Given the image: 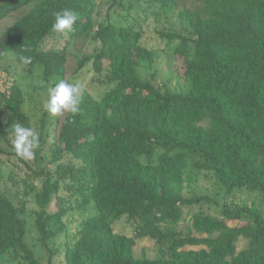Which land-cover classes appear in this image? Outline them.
<instances>
[{"label":"trees","instance_id":"1","mask_svg":"<svg viewBox=\"0 0 264 264\" xmlns=\"http://www.w3.org/2000/svg\"><path fill=\"white\" fill-rule=\"evenodd\" d=\"M102 1L0 0V22L21 13L0 37V133L14 124L30 128L11 68L31 78L40 72L46 84L60 80L74 40L101 42L96 71L108 62L113 85L66 117L53 169L34 171L41 180L35 224L42 246L67 232L63 219L77 201L94 213L66 245V264H264L258 211L224 206L219 219L197 212L188 234L177 229L185 208L210 202L182 194L192 163L198 173L210 172L224 194L246 190L264 204V0H133L127 11L148 18L183 9L179 27L160 33L169 44L178 42L170 49L190 81L179 94L139 78L153 53L135 23L96 26L93 14ZM110 2V9L122 7V0ZM65 9L78 20L70 37L53 44L55 14ZM3 165L0 158V174ZM22 210L0 186V257L43 264L25 241ZM123 218L136 227L135 237L114 231ZM137 239L154 241L157 257H136ZM241 239L247 248L237 252Z\"/></svg>","mask_w":264,"mask_h":264},{"label":"rangeland","instance_id":"2","mask_svg":"<svg viewBox=\"0 0 264 264\" xmlns=\"http://www.w3.org/2000/svg\"><path fill=\"white\" fill-rule=\"evenodd\" d=\"M132 2L133 0H122V7L118 6L117 10L110 9L112 4L110 0L100 2L93 14L96 26L99 24L106 25L109 22L129 26L133 23L137 24L135 27L141 33V44L150 50L154 56L151 64L138 69L139 78L143 81H150L161 92L186 93L190 88V81L184 75L182 62L173 56V51L170 49V47L176 46L178 42L171 45L167 40L160 37L161 32H172L179 27L182 7L168 12L167 16L161 15V18L156 16L148 18L143 13H139L140 11L137 9L131 10V12L127 11ZM20 14H12L0 22V37L15 23ZM71 32L64 34L54 31L49 41L53 44L61 42L68 38V34L70 37ZM102 47L101 42H93L90 39L74 40L68 47L69 56L65 66L66 72L60 80L77 84L80 87V102L86 98L98 100L113 87V85L107 84L110 78L108 62H104L100 72L96 71L94 57L99 54ZM80 62L82 63L81 66ZM11 70L13 77L24 92L23 109L29 117V127L37 136V146L32 149L33 156L31 159L22 158L16 154L12 146L13 137L10 135V129L7 134L0 133V158L4 164L0 174L1 190L16 207H24V210L20 212V217L26 226L25 241L29 249L33 251L35 258L43 264L50 261L52 264H66V245L75 242L82 230L83 221L93 215L94 211L85 209L77 201L73 202L72 209L63 219L67 232L51 240L48 248L43 247L41 235L35 224L36 214L40 210L36 202V191L40 189L41 180L34 171L39 174L41 170L53 169V166L50 165L51 156L59 143L63 123L70 112L52 117L44 107L48 100L49 89L60 80L52 79L51 83L46 84L42 81L40 72L36 71L31 78L22 72L21 67L17 69L12 67ZM185 177L182 194L185 197L204 196L210 202H204L203 206L184 209L183 218L177 226V229L182 233L188 234L190 232L194 215L197 212L207 213L211 217L219 219L224 206L234 209H252L264 217V204L260 194L236 190L226 195L223 187L215 180L214 176L207 171L198 173L194 163L190 165ZM135 228L134 224L126 218L118 220L114 224L116 233L129 237H135ZM247 244V240L241 239L237 245V252L246 249ZM134 251L138 258H156L158 255L155 242L150 239H137ZM0 264L21 263L16 262L11 256L4 255L0 257Z\"/></svg>","mask_w":264,"mask_h":264},{"label":"clouds","instance_id":"3","mask_svg":"<svg viewBox=\"0 0 264 264\" xmlns=\"http://www.w3.org/2000/svg\"><path fill=\"white\" fill-rule=\"evenodd\" d=\"M78 20V14L71 10H63L55 14V22L52 29L58 33L67 34L73 31V26ZM24 63L30 62V58L23 57ZM80 103V87L77 84L60 80L49 89L45 110L52 116H60L64 112L77 113ZM13 137L11 143L16 154L22 158L31 159L32 149L37 146V136L31 128L14 124L10 128Z\"/></svg>","mask_w":264,"mask_h":264}]
</instances>
